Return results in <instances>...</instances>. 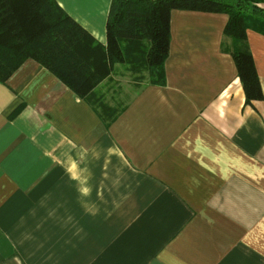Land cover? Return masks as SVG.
<instances>
[{
    "label": "crops",
    "instance_id": "obj_1",
    "mask_svg": "<svg viewBox=\"0 0 264 264\" xmlns=\"http://www.w3.org/2000/svg\"><path fill=\"white\" fill-rule=\"evenodd\" d=\"M55 1L106 43L110 0ZM169 17L164 84L97 87L125 105L109 127L36 61L0 82V264H264V36L245 103L228 16Z\"/></svg>",
    "mask_w": 264,
    "mask_h": 264
},
{
    "label": "trees",
    "instance_id": "obj_2",
    "mask_svg": "<svg viewBox=\"0 0 264 264\" xmlns=\"http://www.w3.org/2000/svg\"><path fill=\"white\" fill-rule=\"evenodd\" d=\"M109 6L102 45L55 0H0V82L23 61H36L89 102L109 127L125 105L111 104L97 87L118 66L136 84H164L169 15L179 9L228 16L221 50L232 55L245 103L262 98L245 35L250 29L264 36V0H110Z\"/></svg>",
    "mask_w": 264,
    "mask_h": 264
},
{
    "label": "rangeland",
    "instance_id": "obj_3",
    "mask_svg": "<svg viewBox=\"0 0 264 264\" xmlns=\"http://www.w3.org/2000/svg\"><path fill=\"white\" fill-rule=\"evenodd\" d=\"M119 71L122 72V75L118 76L117 85L113 86V92H115L113 96L120 101H126L137 88L134 84H131L129 73H125V71L121 69ZM109 94L111 95L110 92Z\"/></svg>",
    "mask_w": 264,
    "mask_h": 264
}]
</instances>
